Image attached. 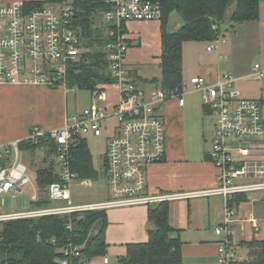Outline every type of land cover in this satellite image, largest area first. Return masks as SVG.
I'll return each instance as SVG.
<instances>
[{
    "label": "built area",
    "instance_id": "1",
    "mask_svg": "<svg viewBox=\"0 0 264 264\" xmlns=\"http://www.w3.org/2000/svg\"><path fill=\"white\" fill-rule=\"evenodd\" d=\"M111 4L112 10L104 14V21L108 25L107 34L116 38V42L107 45L106 61L109 73L116 80L114 84L119 87L120 101L113 107L104 105L105 89L99 85L92 93L95 100L89 107L69 116L61 128L33 127L27 139L35 142L44 139L56 144L60 182L51 184L46 196L53 203L68 205L3 214L0 221L81 210L150 207L189 196L148 191V169L162 163L167 150L165 121L158 109L168 99H177L179 106L184 107L186 86L180 93L157 88L146 94L136 85L125 64L129 44L122 33L123 26L127 27L130 22H161V4L154 0H111ZM76 21L77 10L72 0L41 7H28L22 2L0 3V84L66 88L70 64L80 62L85 53ZM259 68L256 65L254 75L264 76ZM191 82L203 93L204 105L215 117L210 156L220 173L218 187L207 193L224 198L225 222L216 229V234L221 236L225 230L227 238L219 243L218 264H232L242 259L236 253V246L240 244L232 241L236 207L230 206V202L238 194L264 191V160L256 156L258 145L264 143L262 105L235 90V78L231 75H225L214 85H207L202 78H193ZM110 117H115L117 122L113 134L107 137L105 151L109 198L94 204L73 205L72 183L80 181L81 185L89 186L91 181L79 180L72 171V148L90 134L101 136L103 125ZM0 150V160L16 153L15 164L0 163V196L16 197L24 185L32 184L28 167L19 162L18 143ZM32 199L38 200L36 190ZM252 223L258 230L254 218ZM80 249H71V253L79 256ZM103 264H110L108 257L103 258Z\"/></svg>",
    "mask_w": 264,
    "mask_h": 264
},
{
    "label": "crops",
    "instance_id": "2",
    "mask_svg": "<svg viewBox=\"0 0 264 264\" xmlns=\"http://www.w3.org/2000/svg\"><path fill=\"white\" fill-rule=\"evenodd\" d=\"M33 1L44 0H0V3ZM259 11L258 21L242 25V37L236 27L213 41V46L209 44L211 42H186L183 46L184 85L194 88L193 78H202L207 85H214L225 75H231L235 78V90L244 98L261 103L264 116V76L254 75L256 65L264 73V0H260ZM126 28L125 38L129 44L126 67L139 89L149 94L159 88L162 78V24L156 21L130 22ZM242 44L251 46L246 48ZM209 47L212 50H208ZM247 52H254V63L243 60ZM187 60H195V67H187ZM141 84L148 88H141ZM101 85L105 89L104 105L115 106L121 98L118 85ZM65 95L64 87L0 84V149L27 140L35 126L46 130L61 128L70 116ZM158 112L165 121L167 150L165 160L148 169V191L151 194L189 195L169 202L170 224L179 231L183 242V262L218 264L222 239L215 229L223 224L225 203L221 195L207 193L218 187L220 173L210 156L213 129L209 130L207 116L211 114L205 112L204 102L188 104L186 98L184 107L179 106L177 99H168ZM258 147L257 153L264 152V143ZM86 204L94 203H82ZM149 208L136 206L107 210L106 241L110 264V256L119 262V258L127 254L128 244L148 242ZM236 209L239 215L232 228L241 226L243 238L239 243L264 240V196L257 195L251 201L240 203ZM252 218L259 225L258 230L254 228ZM90 264H103V257L91 260Z\"/></svg>",
    "mask_w": 264,
    "mask_h": 264
},
{
    "label": "trees",
    "instance_id": "3",
    "mask_svg": "<svg viewBox=\"0 0 264 264\" xmlns=\"http://www.w3.org/2000/svg\"><path fill=\"white\" fill-rule=\"evenodd\" d=\"M66 0H44L27 2L28 7L61 3ZM77 12L76 25L83 35L99 48L116 42L107 35L108 25L97 27V18L112 10L111 0H72ZM162 7V78L159 88L168 92H182L183 46L186 42H213L227 32L231 26L259 20L260 0H154ZM234 5L233 12L227 15ZM178 14L183 24L177 30H170L172 14ZM122 33H127L123 26ZM107 54L104 50L83 54L80 62L70 64L66 75L69 89L89 90L94 93L101 84H114L116 80L108 71ZM158 82V81H157ZM55 89V88H54ZM101 92V90H100ZM204 110L209 113L208 107ZM49 146V154L57 156V146L52 141L18 142L21 152L35 153ZM5 165L7 158L0 160ZM71 169L79 180H96L99 174L94 170L93 159L87 148V140L81 139L72 148ZM105 174V173H104ZM60 182L55 163L37 170V187L46 195L47 188ZM247 201V194L233 197L230 206L238 208ZM49 199L35 203L36 207L49 205ZM169 202L152 205L149 208L148 236L146 243L127 245V254L119 258L120 264H184L183 242L179 231L172 227L169 219ZM108 228L107 210H81L69 214L47 215L0 221V264H90L98 257H107L109 245L106 241ZM240 246L253 249L248 260L232 264H264V240L241 241ZM81 248L79 256L71 249ZM67 250L70 252L67 253Z\"/></svg>",
    "mask_w": 264,
    "mask_h": 264
},
{
    "label": "rangeland",
    "instance_id": "4",
    "mask_svg": "<svg viewBox=\"0 0 264 264\" xmlns=\"http://www.w3.org/2000/svg\"><path fill=\"white\" fill-rule=\"evenodd\" d=\"M57 4V3H56ZM234 5L228 9L227 15L230 16L233 12ZM78 12V10H77ZM97 27L105 24L104 21V14L100 15L97 18ZM177 23H180V26L183 24V21L178 16V14L174 13L171 16V22H170V30H177L180 26H177ZM243 24L240 25H234L231 26L228 22L224 25L223 29L226 32H232L234 28L239 29V36H243ZM78 30L80 33V40L82 42V48L84 49L85 53L89 51H98V50H104L106 52V48H99L96 44H92L89 39H87L83 35L82 28L78 26ZM108 35V34H107ZM241 37H238L240 39ZM231 40V38H229ZM228 40V38H227ZM225 39V41H227ZM222 40L220 41V43ZM211 46L215 45L214 42L209 43ZM241 46H245V44H242ZM251 45L246 44V48H250ZM255 55L254 52H247V56L243 57V60H246L245 62H248L249 60H252V63H254ZM196 65L195 60L190 61L187 60V67L192 69ZM61 88V87H60ZM141 88H148L144 84H141ZM65 90V96H66V103H67V109L70 116L76 115L78 112H82L85 108L89 107L94 102V97L91 91L89 90H81V89H69L64 88ZM185 94L186 101L188 104H197L198 102L203 104V93L200 91H197L195 88L189 89L186 86V90L183 92ZM192 118V116H190ZM209 121V130L213 129V123L215 117L212 115L207 116ZM116 118L110 117L106 120V122L103 125L102 128V135L99 137H96L92 134L87 136V148L92 156L93 159V167L94 170L99 174L98 179L96 180H90L91 185L85 186L81 185L80 181H74L71 185V193H72V201L73 205H82V203H97V202H103L108 199L109 193H108V187H107V181L105 177L104 172V166H105V151H106V143H107V137L111 136L114 132V128L116 126ZM212 136V133H211ZM263 148V147H261ZM49 146L43 147L40 150L36 151L35 153H27V152H21L19 151V162L26 165L28 167V173L27 175L31 178L32 184L24 185L23 190L21 193H19L16 197H13L12 195L5 194L3 196H0V215L2 214H11L15 212H25L30 210H37V209H46V208H52V207H63L67 206L68 204L61 202V203H53L51 202L49 205H44L41 207H36L35 203L40 200L48 199V197L41 192V190L37 187V170L41 167L48 166L52 162L55 163V169L57 171V165H56V157L54 155L49 154ZM259 155V156H258ZM257 157L260 160H264V152L257 153ZM7 162L9 164H15L16 162V153L13 152L10 156L7 157ZM34 184V185H33ZM36 190L37 193V199L35 202L32 199V196L34 195ZM259 195L260 197L264 196L263 192H256V193H249L247 194V201H243L241 203L248 202V200H252L255 197ZM239 212L237 209H235L234 219L238 218ZM225 222V209H224V215H223V224ZM221 227V225H217L216 229ZM261 227V224H260ZM215 229V231H216ZM232 241H234L236 244L239 243L240 239L243 238L242 232H241V226L239 224L238 227H235L232 231ZM227 238V232L224 230L221 235V241H224ZM253 251L251 248H247L245 246H236V253L238 255L239 259L242 260H248L250 258V253ZM111 264H120L118 262V259L116 257L110 256ZM219 262V258L217 260Z\"/></svg>",
    "mask_w": 264,
    "mask_h": 264
}]
</instances>
